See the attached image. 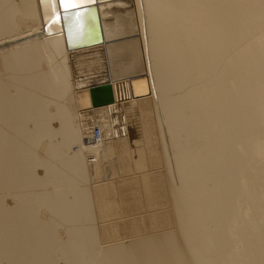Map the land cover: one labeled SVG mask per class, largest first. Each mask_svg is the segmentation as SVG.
Here are the masks:
<instances>
[{
    "label": "bare ground",
    "instance_id": "obj_1",
    "mask_svg": "<svg viewBox=\"0 0 264 264\" xmlns=\"http://www.w3.org/2000/svg\"><path fill=\"white\" fill-rule=\"evenodd\" d=\"M92 1L0 0V264H264V0Z\"/></svg>",
    "mask_w": 264,
    "mask_h": 264
},
{
    "label": "rangeland",
    "instance_id": "obj_2",
    "mask_svg": "<svg viewBox=\"0 0 264 264\" xmlns=\"http://www.w3.org/2000/svg\"><path fill=\"white\" fill-rule=\"evenodd\" d=\"M107 1V0H106ZM114 1H118L117 3H116V5H119V4H123L124 2H125V4H126V2H127V4L129 3V5H131L130 7H133L132 6V2L131 1H129V0H125V1H122V0H111L110 2H114ZM129 1V2H128ZM119 3V4H118ZM95 7V9H96V19L94 20L93 19V21L90 23V20H91V17H89L87 20H84L83 18H78V20H76V23H77V27H76V32H75V39L77 40V42H79L80 41V43L82 42V44L84 45L83 46V48H82V50L81 51H79V53H81V54H83V55H81L83 58H84V60H86V59H89V58H87V57H89L88 55H86L87 54V52L88 51H90V50H93V48H94V50H102L101 52H100V54L99 55H97V58H99L100 59V56H101V60H104L103 62H105V59L107 60V58H106V55H104L103 53H105V49H107L108 48V45L110 46V44H113V43H116L117 41L118 42H120L121 40H114V41H103V37H102V28H101V23H102V21H101V19H100V15H99V13H98V6H94ZM81 12H83V11H81ZM99 15V16H98ZM104 18L108 21H105L104 20ZM103 18V22L105 23V24H107V25H113L111 22H113L112 21V18L110 17V16H106V17H104ZM109 19H110V22H109ZM110 23V24H109ZM91 26V27H90ZM133 38H135V36H133ZM127 39V38H126ZM123 40V39H122ZM86 42V43H85ZM111 42V43H110ZM93 45H97L96 47L97 48H95ZM102 46V48L100 47V46ZM104 45H106V47L104 46ZM93 46V47H92ZM88 47V48H87ZM91 47V48H90ZM99 47V48H98ZM87 48V49H86ZM84 49V50H83ZM86 49V50H85ZM87 51V52H86ZM84 52H86V53H84ZM141 52V51H140ZM89 53V52H88ZM87 56V57H86ZM103 57V58H102ZM105 57V58H104ZM91 58V57H90ZM88 62H89V60H87ZM142 61V60H141ZM88 70V69H87ZM89 71V70H88ZM84 72L83 74H87V73H90V71L89 72ZM138 74H136V73H134V76L133 77H136V76H138L139 75V72H137ZM142 72H140V74H141ZM133 75V74H132ZM141 78H145V75L143 76V77H141ZM146 83L149 85V80H147V77H146ZM94 105L93 104H89V103H86L84 106H82L83 107V112H88V108H90V107H93ZM110 107V106H109ZM103 108H106V107H103ZM95 109V108H94ZM102 109V108H101ZM100 109V110H101ZM115 108H112L111 109V111H110V115H111V113L113 114V110H114ZM112 121V126H113V124H115L114 123V120H111ZM133 125V124H132ZM132 133H134V131H132ZM134 135V134H133ZM135 156V155H134ZM133 156V157H134ZM134 158H136V157H134ZM105 166H107V164L105 163ZM109 166V165H108ZM108 166H107V169H108ZM151 166V165H150ZM158 166H160V165H158ZM157 166V169H149V171L153 174V173H157V172H160V168ZM151 167H153V166H151ZM150 167V168H151ZM155 168H156V166H155ZM159 168V169H158ZM151 170H155L154 172L153 171H151ZM161 172H162V170H161ZM160 172V173H161ZM150 173V174H151ZM125 174V173H124ZM124 174H122V173H120L119 175H120V178H117V177H115V179L113 180L114 182L116 181V182H119L121 179L123 180V178H125V179H127V177H128V179L130 178V179H132V180H135L134 179V177L137 179V176L139 177V176H142V174H136V173H127V174H125V175H127V177L124 175ZM130 174V175H129ZM133 174V175H132ZM135 174V175H134ZM148 174V171L147 172H145V175H147ZM150 174H148V175H150ZM158 174V173H157ZM122 175V176H121ZM123 175H124V177H123ZM144 175V174H143ZM147 175V176H148ZM115 176V175H114ZM116 176H118V174L116 175ZM119 177V176H118ZM122 177V178H121ZM124 179V180H125ZM119 180V181H118ZM115 182V183H116ZM136 216H139V215H135V216H132V217H136Z\"/></svg>",
    "mask_w": 264,
    "mask_h": 264
},
{
    "label": "water",
    "instance_id": "obj_3",
    "mask_svg": "<svg viewBox=\"0 0 264 264\" xmlns=\"http://www.w3.org/2000/svg\"><path fill=\"white\" fill-rule=\"evenodd\" d=\"M94 2H97V0L92 1L90 4L93 5ZM90 4H87V5H81V6H77V7H73V8H69V9H63V10H61V12H63V13L66 12L67 16H68V14H72V17H71V21H72V20H74V19L76 18V15H77V14H80V13H79L80 11L86 10L85 6H88V5H90ZM63 13L60 14V16H63ZM61 23H62V24L64 23V19H62V17H61ZM68 24H69V23H68ZM105 104H106V103L103 102V103L96 104V105H94L93 107L102 106V105H105Z\"/></svg>",
    "mask_w": 264,
    "mask_h": 264
},
{
    "label": "built area",
    "instance_id": "obj_4",
    "mask_svg": "<svg viewBox=\"0 0 264 264\" xmlns=\"http://www.w3.org/2000/svg\"><path fill=\"white\" fill-rule=\"evenodd\" d=\"M93 138L94 139H98V130H97V128H93Z\"/></svg>",
    "mask_w": 264,
    "mask_h": 264
},
{
    "label": "snow or ice",
    "instance_id": "obj_5",
    "mask_svg": "<svg viewBox=\"0 0 264 264\" xmlns=\"http://www.w3.org/2000/svg\"><path fill=\"white\" fill-rule=\"evenodd\" d=\"M66 6H68V5H66Z\"/></svg>",
    "mask_w": 264,
    "mask_h": 264
}]
</instances>
